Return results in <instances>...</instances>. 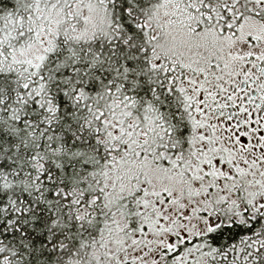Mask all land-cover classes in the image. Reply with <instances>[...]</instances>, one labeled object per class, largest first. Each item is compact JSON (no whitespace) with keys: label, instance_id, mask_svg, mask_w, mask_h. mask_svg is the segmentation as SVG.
I'll use <instances>...</instances> for the list:
<instances>
[{"label":"snow or ice","instance_id":"6c2138e0","mask_svg":"<svg viewBox=\"0 0 264 264\" xmlns=\"http://www.w3.org/2000/svg\"><path fill=\"white\" fill-rule=\"evenodd\" d=\"M0 264H264V0H0Z\"/></svg>","mask_w":264,"mask_h":264}]
</instances>
